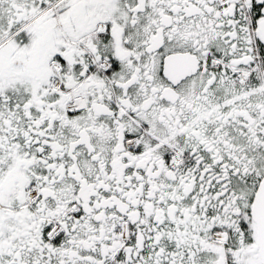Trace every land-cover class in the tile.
Segmentation results:
<instances>
[{
	"label": "snow or ice",
	"instance_id": "snow-or-ice-1",
	"mask_svg": "<svg viewBox=\"0 0 264 264\" xmlns=\"http://www.w3.org/2000/svg\"><path fill=\"white\" fill-rule=\"evenodd\" d=\"M0 264H264V0H0Z\"/></svg>",
	"mask_w": 264,
	"mask_h": 264
}]
</instances>
